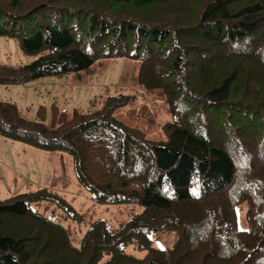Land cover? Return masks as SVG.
<instances>
[{"label":"trees","instance_id":"16d2710c","mask_svg":"<svg viewBox=\"0 0 264 264\" xmlns=\"http://www.w3.org/2000/svg\"><path fill=\"white\" fill-rule=\"evenodd\" d=\"M0 35L36 56L0 65V84L128 57L173 116L167 139L153 141L114 116L127 95L92 112L55 105L50 122L45 107L32 120L0 100L1 134L71 153L98 200L141 208L116 225L96 220L76 248L31 205L63 196L0 199V264H264V0H0ZM244 201L247 230L237 225ZM165 230L176 245L152 247ZM133 240L144 257L126 252Z\"/></svg>","mask_w":264,"mask_h":264},{"label":"rangeland","instance_id":"374dc122","mask_svg":"<svg viewBox=\"0 0 264 264\" xmlns=\"http://www.w3.org/2000/svg\"><path fill=\"white\" fill-rule=\"evenodd\" d=\"M35 57L22 51L18 39L0 35V65L18 67ZM138 66L137 61L128 57L100 59L89 73L71 72L22 84H0V100L16 104L22 115L32 120H37L40 108L45 107L48 109L46 121L50 122L55 105L70 114L76 110L92 112L102 108L108 97L123 94L129 99L115 110L114 116L143 131L148 140H166L164 125L173 121L169 105L162 91L148 90L138 83ZM93 103H96L95 107ZM41 190L63 196L65 203L45 198L32 202V207L62 227L76 248L82 246L96 220L103 219L116 225L128 219L134 211H141L134 203L98 200L95 192L79 180L71 153L50 151L0 133V199ZM248 209L247 201L237 207L239 229L250 227ZM150 240L156 249H172L177 243L178 232L161 231L150 235ZM126 252L138 258L146 254L145 250L138 248L136 240L126 246Z\"/></svg>","mask_w":264,"mask_h":264}]
</instances>
